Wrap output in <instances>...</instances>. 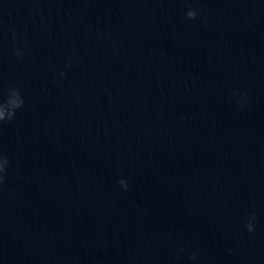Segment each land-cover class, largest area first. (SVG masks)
<instances>
[{"label":"water","instance_id":"1","mask_svg":"<svg viewBox=\"0 0 264 264\" xmlns=\"http://www.w3.org/2000/svg\"><path fill=\"white\" fill-rule=\"evenodd\" d=\"M11 87L0 264H264V0H0Z\"/></svg>","mask_w":264,"mask_h":264},{"label":"clouds","instance_id":"2","mask_svg":"<svg viewBox=\"0 0 264 264\" xmlns=\"http://www.w3.org/2000/svg\"><path fill=\"white\" fill-rule=\"evenodd\" d=\"M186 18L190 20H195L198 15V11L196 9L189 8L186 12ZM19 55L20 53L17 52ZM64 73H61L63 76ZM25 104V100L21 95V92L16 87H11L7 90V94L3 97H0V122H11L15 116L17 110L21 109ZM9 164V159L7 155L0 154V184L4 182V173L7 171V166ZM119 184L124 188L127 189V183L121 179ZM257 220V214L255 211L251 212L248 217V221L245 225V228L249 233L255 232V224L254 222ZM179 253H183L184 249L180 248L178 250ZM190 259L195 261L198 259L197 253H192L190 255Z\"/></svg>","mask_w":264,"mask_h":264}]
</instances>
